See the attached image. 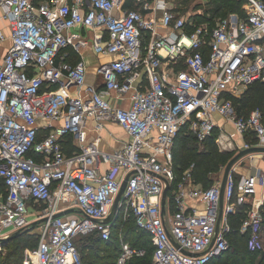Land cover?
I'll return each mask as SVG.
<instances>
[{
    "label": "built area",
    "instance_id": "built-area-1",
    "mask_svg": "<svg viewBox=\"0 0 264 264\" xmlns=\"http://www.w3.org/2000/svg\"><path fill=\"white\" fill-rule=\"evenodd\" d=\"M0 19L9 22L11 41L0 65V255L10 235L32 231L37 245L21 264H82L76 240L97 233L108 241L119 217L149 236L150 264H212L230 249L229 217L242 204L240 233L249 231L248 247L260 248L263 201L249 199L264 174L236 178L244 158L226 179L217 234L221 177L203 189L185 173L163 209L161 200L174 184L173 149L183 128L202 145L218 115L241 138L257 139L229 151L264 146L262 111L239 115L229 99L264 82V0H244L240 13L213 27L188 22L169 0H0ZM83 29L99 32L94 54L113 57L96 68L100 90L84 88L82 58L69 60L88 46ZM127 94V105L109 101ZM110 121L128 141L103 151L99 133ZM220 137L215 144L225 152ZM118 237L116 264L144 256Z\"/></svg>",
    "mask_w": 264,
    "mask_h": 264
},
{
    "label": "trees",
    "instance_id": "trees-1",
    "mask_svg": "<svg viewBox=\"0 0 264 264\" xmlns=\"http://www.w3.org/2000/svg\"><path fill=\"white\" fill-rule=\"evenodd\" d=\"M37 1L40 0H36V2ZM243 3L244 0H207L204 14L201 16L197 13L193 16V19L190 18L187 20L188 22H192L195 26L207 23L210 27H213L218 20L225 18L229 14L240 13ZM174 11L179 12V10L176 9H174ZM206 15L209 16L207 17ZM216 18L218 19L213 22V19ZM193 29V26L189 28L190 31ZM181 68V65L177 66V69ZM247 105L264 107V82L260 83L258 86L252 84L247 90L241 93V98L237 101L236 105L239 115L246 116L249 113L243 112V109ZM185 131H187L186 128L181 130L176 138L175 147L173 149L175 180L173 186H171L168 191V199L171 196V190L177 182L182 180L185 173L190 174V180L193 184H198L202 188H208L215 180L221 177L226 164L232 158V154L220 152L216 147L215 139L217 137V132H214L210 139L200 145L190 131ZM41 136L42 134H39L38 137L40 138ZM244 142L248 145H256L257 139L250 134L244 137ZM67 152L69 153L71 150L68 149ZM235 177L238 178L239 176L236 174ZM247 210V205H239L236 208L235 214L229 217V223L232 229L228 236L230 246H235L236 248L240 247L242 252L235 251L233 258H231V253L228 250L221 258L212 262V264H264V242L260 248L251 250L248 247L250 238L249 231L242 234L239 230L241 222L246 217ZM262 214L264 217V209H262ZM119 232L123 239L132 247L145 250L143 257H134L129 261V264H150L153 247L149 236L144 231L139 230L133 220H129L123 224L119 217H117L112 226L111 237L108 241L102 240L97 233L80 236L76 240L75 245L81 255L82 264H116V259L119 254ZM258 234L259 237L264 239V221ZM25 235V231L21 232L16 238L5 242V248H7V250H9L13 243H17V246L13 250L7 251L4 256L0 255V264L22 263L23 246H20V244H23L26 238ZM142 237L146 239L145 243H140ZM77 243L81 245L78 246ZM231 259L234 261L232 262Z\"/></svg>",
    "mask_w": 264,
    "mask_h": 264
},
{
    "label": "crops",
    "instance_id": "crops-1",
    "mask_svg": "<svg viewBox=\"0 0 264 264\" xmlns=\"http://www.w3.org/2000/svg\"><path fill=\"white\" fill-rule=\"evenodd\" d=\"M174 10V9H173ZM0 31L3 34V39L0 40V65L2 63L3 57L11 45L10 41V26L7 20L0 19ZM78 32H81V36L88 42V46L80 50V54H74L70 56V61H76L79 58H82L86 64V78H85V87L88 89L100 90L103 88V79L100 75L96 73V68L99 64L104 62H110L112 56H103L96 55L91 50V45L94 40H98V31H93L90 29H83ZM130 94L125 96V100L121 102L109 97V101L112 105H127L128 98ZM214 122L216 123L217 129L216 132L219 134L221 132L220 140L226 148L225 153L232 152L228 150V146H239L244 143V138H241L234 131L232 124L218 115L213 116ZM88 127L93 126V121L89 120L87 123ZM97 134L94 131H90L87 134V138L92 140ZM100 141L98 143V148L103 151H113L119 150L122 148L123 144L128 141V136L126 133L114 122H105L103 125V130L99 133ZM230 143H229V141ZM234 154L236 152L233 151ZM235 173L238 176H244L252 173H262L264 174V154H253V156L244 158L238 165H236ZM235 174V175H236ZM250 203H254L255 200H262L263 206L261 209H264V186L257 187V193L255 197L249 199ZM200 208L202 205L197 203Z\"/></svg>",
    "mask_w": 264,
    "mask_h": 264
},
{
    "label": "rangeland",
    "instance_id": "rangeland-1",
    "mask_svg": "<svg viewBox=\"0 0 264 264\" xmlns=\"http://www.w3.org/2000/svg\"><path fill=\"white\" fill-rule=\"evenodd\" d=\"M206 1L207 0H169V3H170V6L172 9L179 10V13L181 15H185V17L189 20L190 18L193 19V16L197 13L200 14L201 16L204 14V10L206 8V6H205ZM183 2H185V3H183ZM206 16L208 17L209 15H206ZM217 19L218 18L213 19V22H215ZM259 84L260 83H255L254 85L258 86ZM248 87L241 88L240 92L238 94L230 95L229 99H231L232 102L237 105V101H239L241 98V93L244 92L245 90H247ZM239 106H240V104H239ZM256 107L259 110H261L262 113L264 114V107L251 106V105H247L243 109V112L244 113L250 112L251 110L255 109ZM185 132H188V130ZM216 147L218 148L219 151L221 150L220 152H223L220 147H218V146H216ZM223 153H225V152H223ZM229 154L230 155L232 154L231 157H233L235 155L233 152H229ZM221 178H222V175H221ZM203 189H206V188H203ZM25 237L26 238H25L23 244H20V246H23V257L26 254V252L32 253V251L35 249L37 235H36V233H34L32 231H30V232L27 231ZM140 240H141L140 243L146 242V239L144 237H142ZM77 245L80 246L81 244L77 243ZM16 246H17V243H13L10 246L9 250H13ZM9 250H7V248H6V251L1 256H4L7 253V251H9ZM235 251L242 252V249L240 247L236 248L235 246H232V247L230 246L229 252L231 253V258H233V256H234L233 254ZM231 261L233 262L234 260L231 259ZM246 264H248V263H246Z\"/></svg>",
    "mask_w": 264,
    "mask_h": 264
},
{
    "label": "water",
    "instance_id": "water-1",
    "mask_svg": "<svg viewBox=\"0 0 264 264\" xmlns=\"http://www.w3.org/2000/svg\"><path fill=\"white\" fill-rule=\"evenodd\" d=\"M253 154H264V146H252L249 148H245L242 149L240 151H238L226 164L223 174H222V178H221V182H220V195H219V211H218V219H217V224H216V229H215V234H217L219 227H220V223H221V218H222V205H223V193H224V187H225V183H226V179L228 177V174L230 173V171L233 169V167L239 163L243 158H245L246 156L249 155H253ZM127 179V178H126ZM126 185V180L122 183L121 185V189L119 191V194L117 195L113 208H112V218L116 217L117 214V207H118V202L120 201L121 195L124 191ZM168 185H166V187L164 188L163 194H162V200H161V205H162V209L164 206V202H165V198L168 192ZM21 233L20 232H15L12 235H10L5 242L10 241L14 238H16L17 236H19Z\"/></svg>",
    "mask_w": 264,
    "mask_h": 264
}]
</instances>
